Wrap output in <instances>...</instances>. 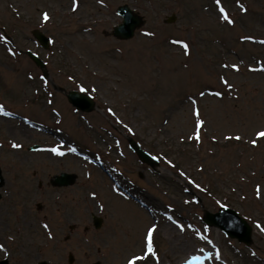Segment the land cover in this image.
<instances>
[{
    "label": "rangeland",
    "instance_id": "374dc122",
    "mask_svg": "<svg viewBox=\"0 0 264 264\" xmlns=\"http://www.w3.org/2000/svg\"><path fill=\"white\" fill-rule=\"evenodd\" d=\"M122 4L144 17L128 40L111 34ZM262 42L264 0H0V259L264 264ZM60 172L75 182L52 185ZM221 206L251 226L249 245L203 222Z\"/></svg>",
    "mask_w": 264,
    "mask_h": 264
},
{
    "label": "water",
    "instance_id": "95a60500",
    "mask_svg": "<svg viewBox=\"0 0 264 264\" xmlns=\"http://www.w3.org/2000/svg\"><path fill=\"white\" fill-rule=\"evenodd\" d=\"M116 12L121 16L122 20L120 23L113 26L111 31L112 36L118 40L131 39L134 36L136 29L140 28L144 24V17L130 8L127 4L117 6ZM167 20L168 22H171L174 20V18L173 16H170ZM32 34L43 48H48L49 38L47 36L38 30H34ZM25 53L36 64V66L39 67V69L42 71L43 77L47 78L48 70L44 61L30 50L25 51ZM65 95L68 102L76 110L90 112L94 108V101L88 94L77 90H69ZM128 143L130 149L137 154L141 162H144L148 165L158 164L156 158L152 157L148 152H146L136 140L130 138ZM39 148V145H33L30 149L35 150ZM76 177L77 176L74 173L60 172L59 174L52 176L50 183L54 186H69L75 182ZM3 184L4 177L0 168V187ZM92 220L94 227L98 228L101 224V219L92 215ZM203 222L207 225L217 227L226 236L235 238L245 245H249L252 241L251 226L244 218L239 216L234 209L228 206H221L216 212L205 210ZM72 261L73 256L69 254L68 262ZM0 264H8V260L0 259ZM39 264L47 263L45 261H41Z\"/></svg>",
    "mask_w": 264,
    "mask_h": 264
},
{
    "label": "snow or ice",
    "instance_id": "6c2138e0",
    "mask_svg": "<svg viewBox=\"0 0 264 264\" xmlns=\"http://www.w3.org/2000/svg\"><path fill=\"white\" fill-rule=\"evenodd\" d=\"M216 2H217L218 5L220 4V0H216ZM74 7H75V5H74ZM220 12H221V14H222V18H223L224 20L228 21L229 23H232V21L229 20L227 13L225 12V10H224L222 7L220 8ZM43 19H44L45 21H47V20L49 19L48 14L45 13V14L43 15ZM178 43H179V42H178ZM262 43H264V42H262ZM183 47H184L185 52H186V54H187V51H188V47H189V46H188L187 44H183ZM233 67H235V65H233ZM81 91H84V89H81ZM217 95H219V93H217ZM196 114L198 115V113H196ZM202 123H203V121H198V124H197V129H198L197 134H196V138H197V139H199V127H200V125H201ZM257 136H258V137H262V138H264V132H259V133H257ZM236 139H240V137H236ZM253 143L255 144V141H253ZM13 147H14V148H19L20 145H18V144H13ZM52 151H53V152H57V154H59V155H63V153L58 152V150L55 149V148L52 149ZM257 227H261V226L258 224ZM261 230L264 231V228H261ZM153 231H154V228L149 229V230H148L147 237H146V240H147V253H149V254H151L152 251H153V248H152V237H153ZM2 247H3V246L0 245V248H2ZM140 259H142V257H134L132 260H130V261L128 262V264H135V261L140 260ZM193 259H195V258H193Z\"/></svg>",
    "mask_w": 264,
    "mask_h": 264
},
{
    "label": "flooded vegetation",
    "instance_id": "af4514ba",
    "mask_svg": "<svg viewBox=\"0 0 264 264\" xmlns=\"http://www.w3.org/2000/svg\"><path fill=\"white\" fill-rule=\"evenodd\" d=\"M19 51H21V50H19ZM44 61V60H43ZM45 62V61H44ZM34 63V62H33ZM35 64V63H34ZM46 64V63H45ZM41 71V70H40ZM41 75H42V72H41ZM43 77V76H42Z\"/></svg>",
    "mask_w": 264,
    "mask_h": 264
}]
</instances>
